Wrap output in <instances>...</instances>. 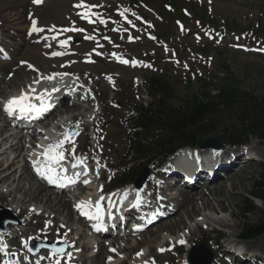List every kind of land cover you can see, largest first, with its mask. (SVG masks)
<instances>
[{"label":"rangeland","instance_id":"rangeland-1","mask_svg":"<svg viewBox=\"0 0 264 264\" xmlns=\"http://www.w3.org/2000/svg\"><path fill=\"white\" fill-rule=\"evenodd\" d=\"M3 1L4 0L0 2V7H2L0 15H2L5 9L6 12L21 13L23 9L21 6L15 5L14 8L6 7L5 1ZM56 1L57 0L52 1V5L58 7L60 2L57 1L56 3ZM165 1L166 0H87V2H90L89 4H91V6H100L99 11L104 14L107 24L102 25L96 21L97 23L95 22V25L92 24L87 26L83 25V22L79 17H76L75 20L69 21V23L61 24L63 26L65 25L64 28L68 29L67 31L71 35L67 41L68 44H66V42H57V39L55 40L56 42L53 43V47L55 46L56 49L63 51H66L70 45V48L68 49L70 52L67 51V56L61 64L68 65L73 63V65L70 64L72 69H68L67 66L64 68L66 71L71 70L70 72L82 69L84 74H82L81 77L77 76L76 73L71 74H75L78 80H85V87L87 85V87H91V85L101 84L104 79L102 86L99 87L100 89L102 88L101 96L103 100L101 105H97L98 107L95 108L93 114L94 120L89 126L90 128H88L87 132L83 135H81L80 130L77 129L71 144L67 147L73 151H78L83 146L88 149L87 154L94 156V163L97 169L104 171L106 175L105 184L116 175L122 177L124 174L121 170L122 167L127 168V174H136L144 165L139 158L126 163L124 157L126 156L130 145L129 136L126 132L129 126L128 124L130 123V116L135 111V106L142 104L145 107H148L152 102V99L148 96V90L145 88L148 79H151L154 76L158 77L167 82L172 88V92H175L176 94L186 93L190 80L194 81L196 89H198L202 83L207 82L210 83L209 85L214 94H217V87L221 82L231 81V77L229 75V77H227L225 71L220 67V64L226 63L230 66L233 77L239 79L241 89L256 94H264V34L256 33L253 30L251 31V35L224 34L215 28L205 25L200 19L195 18V16L201 14L203 8L206 7L208 8L211 17H215L216 19L230 18L239 21L241 25L248 27L253 26V28H256L258 25H264V0H173L176 4V7L174 8L166 4ZM35 4L38 5L39 3H36L35 1ZM179 6H185L186 8L180 12L177 9ZM43 8L47 9L46 6ZM93 10L95 11V8H93ZM73 21L80 25L79 27H76V29H78L76 34L69 31V28L75 25ZM1 23H3V21H1ZM6 24H9L11 34L13 37L15 36L13 40H17V33L15 32H18L19 28L22 29L25 24L22 25V23L14 20ZM85 31H87V35H91L93 39H95L94 42L88 41L90 37L85 35ZM22 34L25 39L26 37L29 38L27 36V31L22 32ZM75 41H78V43L75 44ZM0 46L2 50V56L0 55V65L9 64V67L14 66L15 68L17 58H14V61H10L12 49L4 45ZM74 50H83V54L77 56L78 52ZM8 66V70L4 75L11 69V67L9 68ZM53 70L55 69L53 68ZM25 71L27 72V70ZM17 72L22 71L18 70ZM28 72L29 76H25V72L19 74V78L21 81L23 80V83L10 78L11 81L15 83L16 87L14 86L15 88L12 87V89L10 88L9 91H7L8 94L0 99V106H2V100L11 96L12 93L15 94L18 91H23L25 88L24 85L34 80L35 75L30 71ZM9 73H12V76L14 75L13 72ZM109 75L112 76V80H110ZM1 76L0 72V77ZM6 78L7 80L9 79L8 76H6ZM90 78L93 81H91ZM165 100L164 97H160L158 101L164 102ZM86 114L92 115L89 114V112ZM59 117L60 115L56 113L54 116L50 117V120L52 122V120H57ZM89 120L91 119L89 118ZM48 121L44 122L42 126L51 123H47ZM94 122L96 125L95 132L92 127ZM257 142L260 143L258 140H252L251 147L256 144L255 148L260 145V148L264 149V144H258ZM260 148H257V150H260V153H255L258 161L250 163L244 162L246 159L244 149L227 148L226 151H238V166L240 167V171L237 170L231 173L225 169L220 170V176L218 178L224 180V184L220 187L217 186L218 188L215 190H212L216 187L215 184H208L207 189L209 190L205 191L210 195L208 198V204H212L211 206L216 207L219 213L218 215L211 214L210 212L205 214L214 218L229 219L230 223L233 225L237 223V235L241 236L246 225L259 226V233H261L257 239L248 240L250 245H254L257 240L264 236V202L255 201L254 211L246 217L243 216L241 211L242 201L248 197L255 179H258V176L263 171L264 150L262 151ZM240 151H242V153ZM101 158L104 159V161L98 165ZM29 160H31L30 162L32 163V158H29ZM22 162L23 161L20 162L21 164L18 165V168L24 164ZM229 163L231 164V162ZM216 182L215 180L212 181V183ZM29 183L34 188H37V185H39L35 182H24L21 187L27 190L29 188ZM41 185H43V183H41ZM164 185L165 182H163V186ZM178 185L180 191L186 190L181 188L180 184ZM196 185L203 189L206 188L205 183L203 184L202 180H199ZM100 187L101 185L97 184V188ZM10 189L11 188H8L4 184L0 186L1 193H8ZM47 191H49L48 195L53 199V196L62 195L66 196V199L68 198L67 200H70L69 198L77 193L76 191L70 194L55 193L48 188ZM197 191L198 190H196L195 193H197ZM37 192L38 191H36V193ZM166 194L168 196L167 192ZM92 196H94V194ZM92 196L89 195V197ZM181 200L182 198L179 199V201ZM0 204L6 209L9 207L6 205V201L2 200ZM70 206L72 207V204H70ZM27 207L31 213H29L30 215L35 213L41 214L45 210H42L43 206L38 208V206L36 207V205L32 203H28ZM220 207H225L227 209L226 212L220 214ZM11 213L15 215L13 211ZM205 214L189 220L188 217L185 216L184 211H180L177 216L169 219L167 222H163L161 224L162 226L158 224L157 226L148 229L140 236L128 238L127 234H125L126 237L124 239L126 241H122L120 237L117 238L119 241H115H117L119 245L126 247L127 251L124 254H119L112 258L111 255L113 253L111 251H114V249H112L110 251L112 254H110L109 251L108 253L106 252L105 257L108 259L104 257L103 262L104 264H107L106 262L110 263V261L125 259L127 260L126 264H135L136 262L143 260L142 258L141 260L138 259L141 256L152 261L151 264H181L182 260L186 258L184 255L177 256L174 252L164 253L165 249L162 248V245H165L167 250H169L170 247L167 246V242L162 244L164 239L168 237V233L171 234L174 239L185 238L183 242L187 245L179 250L180 252H183L191 247L189 251L190 257L193 251V246L198 244H205L209 248L214 249L215 253L218 254L217 252L219 248H215L213 242L219 237L218 235H223L224 240L225 235L227 232L229 233V230H226L219 225H213L212 227L208 226L204 218ZM230 215L233 216V218H231ZM78 217V215L75 216L76 222H74L75 224H72V227H76L75 230H78L79 233H84L79 229V227H82L83 223L81 225V223L78 222ZM17 219L20 224L10 226L6 234L10 235L14 232V228L12 227L23 226L24 221L22 218L17 217ZM54 219V214L48 212L46 219L43 220L44 222L42 221V228L33 230L30 234H26V236H21L19 238H17L18 236L16 234H12V237L15 236L18 239L14 244L19 243L18 245L23 250L27 244L33 242L32 240H36L42 245L40 252L45 253L46 251H50L49 245L56 246L60 243L61 245L58 248L59 251H63L66 248L67 254L70 251L71 254H79L80 250L79 248L77 249L79 246L75 247L73 244V246H71L70 241H63L60 236L61 231L58 228L55 231V236L52 238L46 237V235H40L41 232L45 233L53 227L56 222ZM58 219L59 228L67 226L64 218L58 217ZM36 223L37 221H34L33 225H36ZM201 224L204 226V231L202 230L203 233L198 234L197 238H195L196 241L189 246L190 228L200 226ZM208 228H213L215 232H211ZM68 229L71 231V228ZM1 233L2 232H0V239H3V237L5 238V233H2L4 235ZM66 235L69 236V233ZM66 235L65 237H67ZM88 237H91V235ZM186 237L188 238L186 239ZM223 240L218 244L222 245ZM1 241L3 242L4 239ZM111 241L113 240L111 239ZM226 241L227 240L225 239V243ZM236 241H238V238ZM108 243L110 242L108 241ZM226 246L227 244H225V250H223V252H227ZM4 247L0 246V249H3ZM90 252L92 253V251ZM223 252L221 251V253ZM14 253L16 254L17 251ZM91 253L88 254L89 258L92 256ZM18 255L20 254L18 253ZM3 256L4 253L0 254L1 258ZM25 261H27V259ZM83 263L90 264L89 261L85 262V258H83L82 264ZM223 264H247V262L240 260L237 261L233 255H230L227 261Z\"/></svg>","mask_w":264,"mask_h":264},{"label":"bare ground","instance_id":"bare-ground-1","mask_svg":"<svg viewBox=\"0 0 264 264\" xmlns=\"http://www.w3.org/2000/svg\"><path fill=\"white\" fill-rule=\"evenodd\" d=\"M4 1L6 3L5 5L6 7L8 6V7L14 8L15 5H18V6H21L23 9L20 14H17L14 12H6L5 11L6 9H5L4 12L2 13L3 16L0 15V45L2 46L4 45L12 49V53H11L12 58L10 56V61L11 60L14 61V58H17V64L15 65V68L14 66H10L11 69L9 72H13L14 73L13 76L11 75L12 73H9V72L4 75V73L8 70L7 66L9 64L0 65V72L2 75L0 77V99L4 95L8 94L7 91H9L10 88L12 89V87L13 88L16 87L15 83L12 82L11 79H15L19 82L21 81V79L19 78V74L22 72H25L24 73L25 76H29L28 71H30L33 75H35V78L34 80H32V82L26 85L24 84L27 82L23 84L25 87L24 90H28V91L34 83H37L39 85L42 84V81L43 83H51L53 82V79H55L56 77H59V76L63 77L68 74L74 75L71 73H76V75L80 77L82 76V74H84L82 69L74 70L73 72H70L71 70L66 71L64 69L65 66H67L68 69H72L70 64L73 65V63H70L68 65H62L61 64L62 61L67 56V51L56 49L55 46L53 47V43L56 41L65 43L69 40L71 36L70 33L67 31V29L64 28L65 25L63 26L61 24H64L67 22L69 23V21L75 20L76 17L81 18V20L83 21V25H87V26L94 24L98 19H103L101 14H98L97 12L93 11L91 4H89L86 0H76V1L75 0H57L60 2L59 6L57 7V6L52 5V1H55V0H31V1L30 0H18V1L4 0ZM35 1H39L40 5H36ZM0 2H2V0H0ZM75 5H80V8L74 9ZM45 6L47 7V9L43 8ZM1 10H2V7H0V11ZM13 20L22 23V25L25 24L22 29L19 28L18 32H15L17 33L16 34L17 40H13L15 36L13 37V35L11 34L9 24H6V23L12 22ZM1 21H3V23H1ZM73 22L75 24L73 25V27L80 26L75 21ZM24 31H27V34H28L27 36L29 38L26 37L25 39L23 37L22 32ZM74 51H77V50H74ZM77 52H78L77 56H81L83 54V50L82 51L79 50ZM0 55L2 56L1 48H0ZM53 68L55 70H53ZM73 68H76V67H73ZM18 70H21L22 72H17ZM25 70H27L28 73ZM76 75H74L75 79H73V82L75 84H76V81L79 82L80 87L82 89L81 93L78 95V102L72 101V99L69 97L64 99V97H66V94H65L62 96V98H59L60 100L58 103L60 104V107H57L54 111H52L43 120L40 121L39 126L40 125L42 126V124L48 120L49 121L47 123L51 122L50 120L51 116H54L56 113L60 115V117L57 120H52L51 123L42 126V128L46 131H48V129H50L52 126L58 130V134H55V135H53L52 131H48L45 133L46 135L48 134V137L50 136V144H52L53 142L60 141L62 138H64L68 134L67 132L69 130L79 129L81 132V135L86 133L88 128H90L89 126L91 125L92 121L94 120L93 114H94L95 108L100 106L103 100L101 96L102 88L100 89L99 87L102 86L104 79L101 84H95L93 86L91 85V87H87L88 86L87 85L85 87V80H78ZM6 76H8L9 79L10 78L11 79L10 80L8 79L9 80L8 81ZM109 78H112V76L109 75ZM22 81L21 83H23ZM91 81L93 80L91 79ZM12 95H14V93H12L11 96ZM87 112H89V114H92V115L86 114ZM89 118L91 120H89ZM9 125H10V119L7 118L6 112L3 110L2 106H0V186L4 184L8 188H11L10 191H8V193L0 192V202L2 200L6 201V205L9 206L8 209L12 210L13 213H15L17 217H21L22 220L24 221L23 226L12 227L14 228V232L12 234H16L18 236L17 238H19L21 236L22 237L26 236V234H30L31 231L33 230H36V229L38 230V228H42L41 226L44 222L43 220L46 219L47 213L51 212V214L52 213L54 214L55 219L57 218L56 220L54 219V221L56 222L52 228L47 230L48 232L47 231L45 233L41 232L40 235H44V236L46 235V237L52 238L55 236V231L58 228L61 231L60 236L63 239V241L65 242L70 241L71 246L73 245H75V247L77 245L79 246L77 247V249L79 248V250H81L83 254L80 260L81 264H82L83 258H85V262L89 261L90 264H104L103 258L105 257L106 252L108 253V251L110 254L113 253L111 255L112 258H114L115 256H118L119 254H124L127 251V248L122 245H119V243L115 241V240H118L117 238L119 237H114L111 233H109L106 237V240L104 241L102 240V238L96 236L94 233L95 231L94 227L84 223V219L81 216H79V214L75 210H73L72 207L70 206V204H72L71 198H69L71 200L70 201V200H67L68 198L66 199V196L59 195V196H53L54 197L53 199L52 197L48 195L49 191H47V188L50 191H52L53 189L47 184H45L43 181L39 180V178L35 174V171L30 166L31 160L29 161V158L31 157L30 156V152L32 151L31 149L33 148L37 150L36 144H38L39 142L38 140L39 136L41 135L43 138L45 136L43 134L37 135L39 134L37 130H34V132L29 137L25 135H21L20 137H15L14 135H8ZM92 127H93V131L95 132L96 131L95 122ZM255 145H253L251 149H249V152L253 153L254 155L255 153H260V150H257V148L259 149L261 147L259 145L257 146V148H255L256 147ZM260 149L262 151L264 150L262 148ZM226 150L227 149H222L221 151L215 152L217 156V160H219V163L215 164V166L217 165L220 168H216L215 175L212 179H214L215 182L216 181L217 182L216 183H208V182L206 183L205 182V187H206L205 189L200 188L198 185H195L192 188H186L185 191H180L178 189L179 185L177 184L178 181H180V175L178 172L172 173V175L168 179H166L167 182H165V185L163 186L164 188L161 189L162 190L161 192L164 194L166 192L168 193V201H169L168 205L169 207L174 208V211L168 214V216H166L165 218L160 219L158 222L160 223V225L163 222H165L163 221L164 219L165 220L167 219L166 220L167 222L169 219L177 216L180 211H184L185 216H187L189 220H192V218L203 215L208 212L214 215L219 214L216 207L211 206L212 204L211 205L208 204V198L210 195H208L205 191L209 190L207 189L208 184L216 185L214 189L211 188L212 190H215L216 188H218L217 186L220 187L221 185L224 184L225 181L218 178L220 176L219 171L221 168L227 171H230L231 173L237 170L240 171L239 169L240 167L238 166L239 165L238 164L239 163L238 151H230V150L226 151ZM204 153L205 151H203V154ZM205 159L210 160L211 159L210 154H208ZM21 161H23L22 163L24 164L21 167L19 166L18 168V165L21 164L20 163ZM103 161L104 159L101 158L100 164ZM229 162H231V164ZM202 176L203 175L200 174L198 177H196V181L202 179ZM162 178L164 177L162 176ZM170 179H173L172 182L169 181ZM24 182H35L39 185H37V188H34L29 183V188L25 190L23 187H21ZM41 183H43V185H41ZM154 185H155L154 179L151 177L147 181L144 187L151 188ZM42 186L46 189H44ZM195 189L198 190L197 193H195L196 192ZM36 191L38 192L36 193ZM68 193L70 194V192ZM19 194L21 195V197ZM55 197H61V198H55ZM87 198L88 199L84 198V201H85V205L89 206V198L91 197L87 196ZM181 198L182 200L179 201V199ZM28 203L35 204L36 207L38 206V208L39 207L41 208L43 206L42 210L44 209L45 210L41 214L35 213V214L30 215L31 213L27 207ZM226 210L227 209L225 207L219 208L220 213H225ZM76 215L79 216L78 222H80L81 225L83 223L82 227L86 230H84L82 227L81 228L79 227V229H81L82 232L88 235L84 233H79L78 230H75L76 228L75 226H74L75 228L72 227V224L76 222L75 221ZM58 217L64 218L66 225H67L66 227L59 228L58 221L60 218L58 219ZM230 217L233 218V216L231 215ZM204 218L206 220L207 225L210 227H212L213 225H219L225 228L226 230H229V233L227 232L225 235L222 245L218 244L219 243L218 240H216L217 242L216 241L213 242V244L217 246L219 250L217 252L218 254L215 253V260L212 264H220V263L223 264L227 261L228 257L231 255L230 254L231 251L228 250V246H230L233 243L240 242L242 234L241 236L237 235L238 232L236 230L238 228V225L237 223L233 225L232 223H230L229 219L214 218L212 216H209L208 214H205ZM34 221H37L36 225H33ZM68 228H71V231ZM203 228H204L203 224H201L200 226L190 228L189 230L190 237L188 241L189 246H191L196 241L195 238H197L198 234L203 233L204 231ZM67 233H69V236L66 235ZM12 234L8 235L5 233L6 236L5 238L3 237L4 241L2 242L1 240L3 239H0V246L4 247L5 243H8L14 246H19L18 245L19 243L14 244L16 243V240L18 239L15 236L12 237ZM62 235L64 237L66 235L67 237L64 238ZM89 235H91V237H88ZM72 236H73V239H72ZM125 237H126L125 234L120 236L122 241L123 240L126 241L124 239ZM187 238L188 237H186V239ZM237 238H238V241H236ZM111 239L113 241H111ZM178 239H182V238H178ZM225 239L227 240L226 243H225ZM108 241L110 242L109 245L107 244ZM168 241L169 239L165 240V242H167V246L174 244V240H171L170 242ZM246 241L241 240V244L244 245V248L246 250L252 252L253 254H259L261 255V257L264 258V236H262L261 239L257 240L254 245H250V243ZM175 242H177V240H175ZM225 244H227L226 246L227 252L225 251L223 252V250H225L224 249ZM189 248L191 249V247ZM94 249H98V255L95 258H93V256L89 258L88 254L91 253L90 251H92L93 253ZM112 249H114V251H111ZM249 249H255L257 251L249 250ZM221 251L223 253H221ZM51 252L52 251H50V253ZM179 253L186 254V251L180 252L179 250ZM79 256L77 257L79 258ZM141 258L143 260H141ZM138 259L141 261H138L136 263L134 261L135 264H145V263H148L149 261L147 260V258H143L141 256ZM51 262H52V259L50 257H47L43 261V264H48ZM126 262L127 260L123 259L119 261H110V263L108 262L106 263L107 264H126ZM253 262H255V264H261V263L263 264L264 259L261 262L254 261V260ZM185 263H186V258L182 260L181 264H185ZM61 264H65V262L62 261Z\"/></svg>","mask_w":264,"mask_h":264},{"label":"trees","instance_id":"trees-1","mask_svg":"<svg viewBox=\"0 0 264 264\" xmlns=\"http://www.w3.org/2000/svg\"><path fill=\"white\" fill-rule=\"evenodd\" d=\"M165 3L176 7L173 0H166ZM184 8L179 6L177 9L182 12ZM195 18L224 34L251 35L252 30L264 34V25L253 28L230 18L216 19L210 17L206 7ZM220 67L227 77H231V81L221 82L217 94L207 82L195 89L191 81L186 93L176 94L167 82L158 77L147 80L145 88L152 102L148 107L142 104L135 106L126 132L130 145L124 158L126 163L139 158L144 165L136 174H127V168L123 167V176L113 181L115 187L135 184L143 169L149 168L152 172L178 150L197 147L200 138L215 136L220 139L223 148L246 145L254 139L264 144V94L241 89V83L233 77L230 66L222 63ZM160 97L166 100L159 102ZM263 192L264 166L250 194L242 201L243 216L254 211L257 199L264 202ZM260 233L259 226L246 225L242 236L253 239ZM220 240L222 238L218 237Z\"/></svg>","mask_w":264,"mask_h":264},{"label":"water","instance_id":"water-1","mask_svg":"<svg viewBox=\"0 0 264 264\" xmlns=\"http://www.w3.org/2000/svg\"><path fill=\"white\" fill-rule=\"evenodd\" d=\"M215 142V147L217 150H221L222 146L220 145V142L218 139L214 138V137H210L208 139H200V144H204L207 142ZM150 177V171L149 169H145L142 171V173L140 174L139 177V187L142 188L144 186V184L147 182L148 178ZM20 224V222L18 221V219L16 218L15 215H13L11 213L10 210L5 209L2 205H0V230L4 233L7 232V228L8 226H12V225H18ZM35 248V250H38V247L33 246ZM55 248V247H53ZM193 252L196 253H203L205 255H208L209 258L207 260V263L205 264H210L212 262V253L210 251V249L205 246V245H197ZM65 250H63L61 252V254H64Z\"/></svg>","mask_w":264,"mask_h":264}]
</instances>
